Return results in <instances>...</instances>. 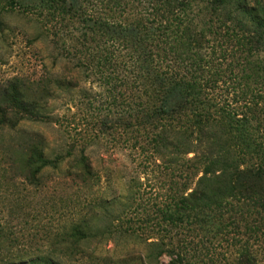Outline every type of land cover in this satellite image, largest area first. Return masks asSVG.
Segmentation results:
<instances>
[{"label": "trees", "instance_id": "16d2710c", "mask_svg": "<svg viewBox=\"0 0 264 264\" xmlns=\"http://www.w3.org/2000/svg\"><path fill=\"white\" fill-rule=\"evenodd\" d=\"M6 1L42 17L65 39L64 61L76 60L113 106L122 105L115 124L145 178L132 182L120 208L100 196L65 219L53 246L28 264H71L87 255L89 241L121 234L146 243L125 264H161L163 256L168 264H261L264 0H206L198 9L191 7L197 0ZM33 81L31 93L14 88V108L33 122L52 121L49 99L76 86L51 72ZM47 149L35 131L26 160L32 184L67 156L85 188L100 182L85 150L51 156ZM145 184L158 192L140 217L135 202ZM124 218L127 226L112 224Z\"/></svg>", "mask_w": 264, "mask_h": 264}, {"label": "rangeland", "instance_id": "374dc122", "mask_svg": "<svg viewBox=\"0 0 264 264\" xmlns=\"http://www.w3.org/2000/svg\"><path fill=\"white\" fill-rule=\"evenodd\" d=\"M133 1L121 0L129 6L137 5ZM206 3L197 0L191 7L204 8ZM42 19L0 0V264L9 260L28 264L29 259L53 246L51 239L62 230L65 219L97 203L100 196L110 208H120L132 182L138 177L145 181L121 126L115 124L122 105L113 106L106 88L93 77L87 78L76 60L64 61L65 39L54 36ZM48 72L56 78L68 77L76 87L60 88L49 99L52 121L33 122L16 111L11 96L16 86L31 93L37 85L33 80ZM4 119L9 124L2 127ZM35 131L45 135L51 156L68 151L78 155L85 150L101 176L100 182L85 188L75 176V157L67 156L58 168H50L43 179L32 184L26 160L27 144ZM141 187L135 202L140 217L142 207L153 202L150 198L158 192L155 185ZM125 221L113 219L112 224L127 226ZM129 237L121 234L109 240L93 239L86 244L87 255L71 264H125L122 261L129 258V252L140 255L146 245ZM169 260L163 256L160 262L168 264Z\"/></svg>", "mask_w": 264, "mask_h": 264}]
</instances>
